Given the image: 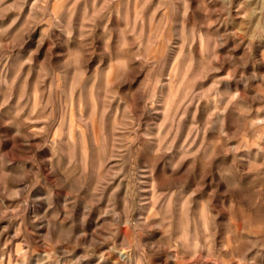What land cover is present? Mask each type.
<instances>
[{"label": "clouds", "instance_id": "obj_1", "mask_svg": "<svg viewBox=\"0 0 264 264\" xmlns=\"http://www.w3.org/2000/svg\"><path fill=\"white\" fill-rule=\"evenodd\" d=\"M82 2L85 8L77 23V6ZM178 2L182 4L176 25L178 37L184 40V46L191 44L192 36L200 42L201 60L195 81L201 87L196 90L189 86L179 100L170 95L155 134L140 133L134 105L140 111L155 109L156 88L162 85L152 49L162 42L163 29L170 26L169 14H175ZM27 3L0 0V110L9 108L17 88L19 93L10 109L11 118L0 122L12 129L8 137L11 148L0 151V223L4 224L0 228V264H82L105 245L110 247L99 252L98 264L113 254L114 264L264 261V0H198L195 11L200 19L191 28V0H159L157 10L163 11L164 18L161 25H153L146 45L131 21L115 31V39L108 23H101L110 22L113 12L121 20L126 19L120 15L124 0H91V7L88 0H32L27 19L10 35ZM148 3L150 0H143L137 11L136 19L141 24L143 7ZM10 14H15L14 18L5 26ZM38 26L42 32L37 47H44L46 42L52 47L39 65L36 84L29 92L27 77H21L25 68L31 74L36 52L27 54V58L17 53L11 65L8 61L15 49L23 48V37ZM98 28L102 30L98 32ZM130 35L134 37L131 42ZM57 46L63 52L54 57ZM94 58L101 64L107 59L108 70L97 69L89 75L87 69ZM188 60L189 64L193 62L191 57ZM145 70V80L135 92L127 94L132 101L129 103L118 90L133 83L135 76ZM209 77L212 82L205 87ZM47 80L51 83L45 86ZM85 82L90 85L89 115L80 109L74 121L81 131L78 152L76 139L64 125L72 118L73 98L83 93ZM40 88H44L43 93L38 91ZM44 93L49 100L56 94L63 97L58 129L50 114V103L41 102ZM117 99L126 105L118 129L122 136L117 146L110 148L103 136V117L105 109ZM201 104L205 116L198 121ZM193 106L189 139L177 158L172 153L182 117ZM230 110L236 129L231 134L225 130ZM97 124L101 129L99 159L104 165L110 158L116 160L107 169L97 163L90 166L83 147V130H89L95 139ZM141 136L154 144L151 159L144 165L152 174V182L147 189L151 195L143 202L151 210L134 219L140 207L135 191L140 182L135 176L133 145ZM197 138L201 143L193 150L190 141ZM45 148L50 155L38 158L36 153ZM162 161L169 174L158 181L154 170ZM186 161L190 163L182 173ZM42 168L49 176H56L53 183H47ZM189 175L194 188L183 178ZM117 178L121 185L129 181L123 209L115 211L120 190L117 186L103 209V215L112 216L111 222L90 236L84 230L87 219ZM38 187L43 191L34 194ZM57 192L65 195L58 197ZM40 204L45 205L43 212L29 216V209ZM78 204L81 216L77 233L74 213ZM121 228L128 231L117 244ZM218 233L223 237L220 240ZM77 249L83 254L75 256Z\"/></svg>", "mask_w": 264, "mask_h": 264}, {"label": "rangeland", "instance_id": "obj_2", "mask_svg": "<svg viewBox=\"0 0 264 264\" xmlns=\"http://www.w3.org/2000/svg\"><path fill=\"white\" fill-rule=\"evenodd\" d=\"M32 0H28V3L23 7V11L19 14V19L16 25L10 30V35H14L19 28L23 25L24 21L27 19L30 11H31ZM143 4V0H140V4L137 3V0H124V3L120 9V15L126 17V19L121 20L115 12L112 13L110 22L105 20L101 23H108V27L114 30V39L116 38L115 31L128 26V22L131 21L134 29L137 33H142V42L146 45L148 43L149 38L151 37L153 31V25H161L164 13L163 11H158L157 7L159 4V0H150L146 6L143 7L142 10V18L143 24L137 21V11L140 5ZM191 6L193 9V13L189 15L188 26L191 28L194 22L200 19V13L196 12V8L198 6V0H191ZM88 7H91V0H88ZM85 8V4L82 2L77 6L76 11V22L78 23L82 17L83 11ZM182 12V4H176V12L175 14H169L170 26L166 29H163V39L162 42L159 43L155 48L152 49V54H154L157 58L159 67L157 70V74L159 75L160 82L162 87L156 88V105L155 109L148 111H140L139 106L134 105L133 115L137 119L139 124V132L144 133L146 131L151 134H155L156 125L161 123L163 120V110L165 106V102L170 95H174L175 99L179 100L181 94H183L189 86L194 87L196 90H199L201 85L199 81H195V76L199 71V61L201 60L200 53V42L194 36L190 37L191 44L189 46H184V40L178 37L177 35V23L180 18V13ZM15 14H10L8 18L4 21V25L6 26L11 20L14 18ZM102 29H97V31H101ZM42 32V27L38 26L33 32L26 34L23 37V48H17L12 52V59L8 61L11 65L16 58L17 53L24 55L27 58V54L31 52H36V55L33 57V67L31 74L28 73V69L25 68L24 74H22L21 80L27 77L29 92L32 91L33 86L36 84L38 75H39V65L44 61L45 55L48 53L50 47H52L51 42H46L44 47L38 48L37 41L40 39V34ZM134 39L133 36H129V41L131 42ZM166 41V42H165ZM136 48L134 46L133 51ZM63 52V49L58 46L54 49L53 56L59 55ZM192 58V63L189 64L188 58ZM55 63V60H53ZM109 61L105 59L104 63H100L98 58H94L92 62H90L88 66V73L91 75L97 69L101 71L108 70ZM137 64L139 62L137 61ZM147 76V71L139 72L130 85H125L121 87L118 91L120 96L129 99V103H132L131 99L127 96L129 92H135V90L140 86V84L145 80ZM171 86H170V79ZM195 81V83H192ZM212 78L209 77L207 81H204V86L207 87L211 84ZM51 83V80L45 81V86H48ZM61 85L63 86L64 81L61 79ZM90 85L85 82L83 88V93L78 92L73 98V109H72V118L65 122V130L71 133L72 137L77 141V151L79 152L81 148V131L74 126L75 118L79 115V110H84V115H89L88 109V93L87 89ZM38 91L44 92V88H40ZM18 88L13 93V100L9 106L4 110H0V122L10 119L12 112L10 109L15 105L16 100L18 99ZM2 99V97H0ZM42 103H50V114L57 121V129L59 128V122L62 115V103L63 97L60 94H56L50 100L46 93H44ZM125 104H123L119 99L112 101L111 105L108 106L105 111L106 115L103 117V136L105 137L107 144L110 148H115L117 146L116 142L121 138L122 133L118 131V129L122 126L123 121V109L125 108ZM195 112V106L190 107L187 110V113L182 117V123L180 125L179 134L176 137L175 145L173 148L172 155H176L178 158V154L182 145L188 141V128L191 126L192 114ZM181 113L183 110L181 109ZM205 116L204 105L201 104L200 112L196 116L198 121H202ZM225 130L229 132V134L233 133L235 129V122L231 113L229 111V116L225 123ZM12 129L3 127L2 123H0V151L7 152L11 148V143L8 140V137L11 135ZM101 129L99 124L96 126L95 130V139L93 138V134L87 130H83V147L87 151L89 158V165L91 166L93 163H97V166L104 167L105 169L111 167L116 164L115 159H109L107 165L103 164V161L99 159V149L97 146V142L100 139ZM212 137H209L211 139ZM39 142V141H37ZM201 143V139L197 138L195 140L190 141V147L195 150L199 147ZM154 149V144L147 143L143 137L141 136L136 143L133 145V155L135 157V176L136 180L140 183L137 184L136 191V199L140 201V207L136 209V212L133 214V218L135 219L136 215L143 214L147 215V213L151 210L150 205L144 203V199L149 197L151 194L147 191L151 186L152 182V174H150L147 170H145L144 165L147 161L151 159V153ZM38 158H45L50 153L45 148L39 153H36ZM167 159V157L165 158ZM190 161H186L182 166V173L187 170L188 164ZM199 167V165H197ZM11 170V169H9ZM43 176L47 178V183L51 184L55 181L56 176H49L46 169L42 168ZM168 170L162 161L157 164L154 170V175L157 180H161L164 176L168 175ZM187 180V185L189 187L194 188L196 185L193 182V177L191 175L187 177H183ZM43 182V181H42ZM129 181L124 180L121 185L120 178H117L112 184L108 186V188L104 192V197L100 201L95 208H93L92 213L89 215L87 219V223L84 227V230L89 233L91 236L97 230H103L105 227L111 222L112 216L103 215V209H105L108 205V198L117 186H119L120 190L117 193L116 198V207L115 211L120 212L123 209V196L128 190ZM43 189L38 187L35 190V193L42 192ZM65 195L64 192H57L58 197H63ZM84 194L81 193V196ZM8 203V201H5ZM45 205L40 204L35 208H30L28 215L31 216L33 212L40 213L43 212ZM80 216L81 209L79 204L74 213V223L75 230L78 233L80 231ZM63 218V217H62ZM6 223V222H5ZM71 223V222H70ZM4 224L0 223V228H2ZM12 230H10L11 232ZM127 229L121 228L120 235L117 237V244L123 239L124 235L127 233ZM10 234V233H9ZM7 235V234H6ZM221 234H217V239H222ZM17 243L13 241V244ZM11 247V246H10ZM110 245H105L102 249H97L96 255L89 257L88 259L82 261V264H98V255L101 251H107ZM83 254L82 249H77L75 252V256H80ZM116 259V255L113 254L111 257L107 258L103 264H114ZM152 264H160L159 260H153ZM258 264H264V261L258 262Z\"/></svg>", "mask_w": 264, "mask_h": 264}]
</instances>
